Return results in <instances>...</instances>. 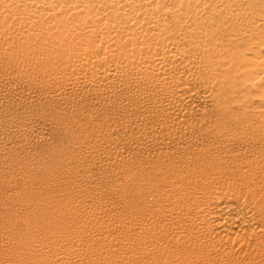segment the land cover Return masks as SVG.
Returning a JSON list of instances; mask_svg holds the SVG:
<instances>
[{"label":"bare ground","instance_id":"obj_1","mask_svg":"<svg viewBox=\"0 0 264 264\" xmlns=\"http://www.w3.org/2000/svg\"><path fill=\"white\" fill-rule=\"evenodd\" d=\"M0 264H264V0H0Z\"/></svg>","mask_w":264,"mask_h":264}]
</instances>
